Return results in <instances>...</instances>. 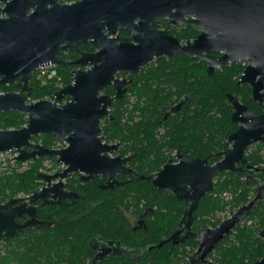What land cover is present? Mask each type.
I'll list each match as a JSON object with an SVG mask.
<instances>
[{
  "label": "water",
  "instance_id": "95a60500",
  "mask_svg": "<svg viewBox=\"0 0 264 264\" xmlns=\"http://www.w3.org/2000/svg\"><path fill=\"white\" fill-rule=\"evenodd\" d=\"M3 1L0 86L16 85L27 95L0 93V113L17 112L27 119V124L17 130H0V153L14 151L18 162L56 158L63 171L39 175L48 182L58 180L51 191L61 188L63 179L73 173H81L84 181L95 174L107 176L109 183L120 173L138 181L150 179L127 169L128 158L107 156L118 145L103 141L101 122L109 117L113 102L122 99L126 81L115 77L118 72L137 74L154 59L176 55L207 62L208 76L245 62L247 65L237 83L251 88V97L263 113L253 114L235 95L226 94L233 110L231 121L238 124V129L228 137L229 148L222 153V158L209 164L208 158L178 155L179 162L165 164L152 179V185L185 198L183 222L188 229L199 201L213 190L219 174L240 172L244 166L249 172L258 171L247 164L245 153L251 145L264 142V0ZM188 16H194L191 22L201 29L192 44L180 46L175 37L158 30L160 20L169 19L176 25ZM119 28L131 36L124 40L114 38ZM80 44L97 51L82 53L71 62L58 59L61 52L77 51ZM213 52L222 55L215 57L211 55ZM42 66L88 68H74L70 84L55 92L51 100L30 103L29 81ZM108 86L115 90L114 97L101 94ZM65 99H68L66 103L57 104ZM39 135H52L65 146L45 148L32 141ZM187 187V193L181 196ZM38 196L43 197V191ZM20 201V198L11 199L0 205V212ZM263 202L264 185L257 186L254 198L238 207L230 218L200 232L201 241L193 255L198 264H215L207 259L208 255L221 240L233 235L239 224ZM12 227V217L4 222L0 216V230ZM260 236L264 246V231ZM252 264H264V255Z\"/></svg>",
  "mask_w": 264,
  "mask_h": 264
},
{
  "label": "trees",
  "instance_id": "16d2710c",
  "mask_svg": "<svg viewBox=\"0 0 264 264\" xmlns=\"http://www.w3.org/2000/svg\"><path fill=\"white\" fill-rule=\"evenodd\" d=\"M74 1L77 0H59L60 3ZM78 48L85 49L86 46L79 45ZM188 61V58L183 56L157 59L148 69L149 73L139 80V86L135 88L136 101L132 105L133 110H128L129 101L123 98L116 101L112 107V119L107 117L101 122L104 141L121 143V156L131 153L134 158L132 166L140 175L147 177L157 171L166 161V154L175 149L191 157L209 156L212 164L218 162L221 154L229 148L228 137L238 129V125L231 121L233 110L226 94L235 95L253 114L263 113V109L251 97V88L246 84L237 83L245 69L242 63L232 64L227 69L208 76L197 62L191 67ZM56 69L58 80L43 82L33 76L29 81L31 93L28 95V102L48 99L56 91L70 84L69 68ZM13 91H17L13 85L0 86V93ZM103 91L106 92L105 89ZM184 99L186 100L179 111L162 122L163 115L160 111L167 110ZM136 111L139 114L135 121L133 115ZM26 124L27 119L17 112L0 113V130H17ZM32 141L49 149L56 148L57 143H60L52 135H39L33 137ZM245 158L248 165L261 170L255 176L264 182V142L247 148ZM43 160L45 159L29 161L28 167L20 172L15 168L0 172V203L17 194L29 195L35 190L36 180L42 174ZM16 163L21 166L20 162ZM57 165L46 168L45 171L52 172ZM121 190L126 194L122 200L127 199L133 205H138L141 200L149 202L158 197L153 194L152 190L155 189L148 180H134ZM253 192V185L244 172L219 174L213 190L200 201L194 212L195 230L217 227L221 222V219L215 218L218 213L225 211L228 205L233 212L246 204ZM225 196H230V201H227ZM163 205L166 211V199ZM247 220L252 223L240 224L235 233L221 242L212 253L215 264H252L264 255L260 237V233L264 231V202ZM113 222L115 220L104 213L103 216H89L77 225L69 226L65 236H53L45 250L41 246V258L36 259V264L69 262L65 248H71V244L76 241L78 242L74 246L76 248L77 245L78 252H68L78 257L84 255L88 235L94 230L114 232ZM196 244L193 239L186 242L179 250L181 259L187 256V252L190 253ZM143 260L130 264H172L165 249L151 251Z\"/></svg>",
  "mask_w": 264,
  "mask_h": 264
},
{
  "label": "flooded vegetation",
  "instance_id": "af4514ba",
  "mask_svg": "<svg viewBox=\"0 0 264 264\" xmlns=\"http://www.w3.org/2000/svg\"><path fill=\"white\" fill-rule=\"evenodd\" d=\"M4 5V1L0 0V9H3ZM192 20H194V16H188L184 18L183 22L173 25L169 19H163L158 22V30L166 31L168 35L175 37L180 46L192 44L194 39L201 32V29L191 22ZM130 36L131 34L128 31L119 28L113 37L118 40H124L128 39ZM114 43L116 44L118 41ZM80 45H85L86 48L79 49L78 45L77 51L61 52L58 55V59L63 62H71L77 60L82 53H94L97 51L96 48H91L89 45ZM211 55L216 57L222 54L213 52ZM179 56L187 57L191 67L197 62L206 72L208 66L207 62L188 55H176L172 57ZM156 60L157 59H154L145 64L139 69L137 74H130L128 72H118L116 74L115 77L117 79L126 81L122 99H128L130 104L128 110H133L132 105L136 101L135 88L139 86V80L149 73L148 69L155 64L154 62ZM238 63H242L245 67L247 65L245 62ZM66 67L69 68L70 72L74 68L81 70L88 68L81 66ZM13 86L17 89L16 92L27 95V92L20 90L16 85ZM104 89L106 92L103 91ZM104 89L101 91L102 95L109 97L115 96L116 92L112 87L108 86ZM29 92L31 93V91ZM185 100L186 99L179 101L175 105L170 106L167 110L162 109L160 111L163 115L162 122H165L169 116L178 112ZM116 101L113 102L109 109L110 119H112L110 111ZM138 114V111H136L133 115L135 121L138 119ZM60 143L62 142L60 141ZM108 144H116L118 147L114 152L107 154V156L128 158L125 167L140 175L132 166V160L134 159L133 155L127 153L123 157L121 156V143L116 142ZM64 146L63 144L55 149H60ZM178 155L190 159L203 160L208 158V163L212 164L209 156L203 158L191 157L178 149L168 152L166 154V161L161 167L147 176L150 177L148 181H150L151 186L155 189L152 190L154 192L153 194L158 197L149 202L141 200L138 205L130 204L127 199L122 200L126 194L121 188L134 180L138 181L129 174H117L114 180H111L109 183V178L107 176L95 174L84 181L82 180L81 173H73L63 179V186L57 188L55 192L51 190L57 184L58 180H51L48 182L43 178H37V188L29 195L17 194V196L10 197L6 201L0 203V205H4L11 199H22V201L14 203L0 212L1 219L4 222L11 217L13 221V227L11 229L0 230V264H26L27 261L29 264H36V259L41 258V246L44 247L45 250V247L50 244L53 236H65L69 226L77 225L89 216H103L104 213L115 220V222H113V224H115L114 232L109 233L106 231L94 230L86 238L85 254L79 257L68 252L73 250H77L78 252L77 245L76 248L74 246L78 241H76V243L73 242L71 248H65V254L69 260V262L65 264H130L137 260L144 261L143 259H145L151 251L156 252L164 249L171 258L172 264H198L197 257H193V255L196 253L201 241L199 233L212 227L195 230L194 212L197 210L196 208L193 212L190 228H185L183 222V215L187 204L185 198H179L166 190H159L151 183L152 179L155 178L156 174L165 164L171 162V164L174 165L179 162ZM42 163L48 169L58 164L52 172L45 171L42 174H56L62 172L64 169L61 164L57 163L56 158H46ZM260 171L261 170L249 172L245 170L244 166L243 170L240 172H244L250 181L255 183L253 187L256 189L257 186L264 185V182L259 181L255 176V174L260 173ZM187 190L188 187L182 191L180 195H185ZM42 191L43 197H39L38 195ZM117 194H119V196H117ZM164 199H166L168 203L166 211H164ZM163 211L164 215L161 216L160 214ZM178 231L182 232L174 238V240L171 239ZM157 234H161V236ZM227 238L221 240L217 247L221 242L224 240L226 241ZM190 239L197 242L196 247L190 253L187 252V256L181 259L182 255L179 253V250L186 242H189ZM216 248L207 257V259L213 263L214 261L211 256Z\"/></svg>",
  "mask_w": 264,
  "mask_h": 264
},
{
  "label": "rangeland",
  "instance_id": "374dc122",
  "mask_svg": "<svg viewBox=\"0 0 264 264\" xmlns=\"http://www.w3.org/2000/svg\"><path fill=\"white\" fill-rule=\"evenodd\" d=\"M6 93H16V91L6 92ZM44 100H51V97L48 98V99H44ZM67 101H68V99H65V100H63V101H61V102H59L57 104L58 105H62L64 103H66ZM61 145H63V143H57L56 147H60ZM14 155L15 154L12 151V152H8V153L0 156V172L6 171L8 169H13V168L17 169L20 172V171L25 170L28 167L29 161H27V164H24V165L21 164V166H18L17 163L14 161ZM20 163H22V162H20ZM46 168L47 167L45 165H43V168L41 169V173H44ZM253 190H254V192L249 195V196H251L250 197L251 199L254 198V195H255V188L254 187H253ZM225 198H226L227 201H230V199H231L230 196H225ZM237 209H235L233 212H231L230 206L228 205L226 207L225 211H223L221 213H218L215 218H219V219H221V221H223V220H225L227 218H230L233 215V213L236 212ZM251 223L252 222H250V220L246 219V220L242 221L240 224H247V225L249 224L250 225Z\"/></svg>",
  "mask_w": 264,
  "mask_h": 264
},
{
  "label": "built area",
  "instance_id": "2783aa9c",
  "mask_svg": "<svg viewBox=\"0 0 264 264\" xmlns=\"http://www.w3.org/2000/svg\"><path fill=\"white\" fill-rule=\"evenodd\" d=\"M36 77H37V79H41V80H51L54 78H56L57 80L59 79L58 74H57V69L54 66H42V67H40L37 70ZM4 154H6V153H0V156H2ZM15 156H16V154L14 155V161L16 162Z\"/></svg>",
  "mask_w": 264,
  "mask_h": 264
},
{
  "label": "bare ground",
  "instance_id": "6f19581e",
  "mask_svg": "<svg viewBox=\"0 0 264 264\" xmlns=\"http://www.w3.org/2000/svg\"><path fill=\"white\" fill-rule=\"evenodd\" d=\"M38 70V69H37ZM37 70L35 71V73H34V75L33 76H36V73H37ZM37 78V77H36ZM39 80H41V79H39ZM53 80H56V78H54V79H51V80H41V81H43V82H51V81H53ZM62 89V88H61ZM60 90V89H59ZM58 90V91H59ZM57 92V91H56ZM52 98V97H51ZM49 149V148H48ZM52 149H55V148H52ZM12 152V151H11ZM7 153V152H6ZM13 153L14 154H16L14 151H13ZM17 155V154H16ZM46 159V158H45ZM36 160V159H35ZM29 161H34V160H29ZM16 162H18V161H16ZM22 165H24V164H27V161L26 162H22L21 163ZM45 175H52V174H45Z\"/></svg>",
  "mask_w": 264,
  "mask_h": 264
}]
</instances>
